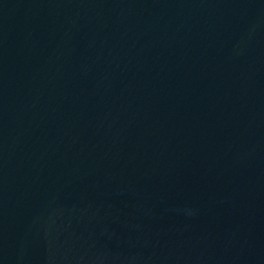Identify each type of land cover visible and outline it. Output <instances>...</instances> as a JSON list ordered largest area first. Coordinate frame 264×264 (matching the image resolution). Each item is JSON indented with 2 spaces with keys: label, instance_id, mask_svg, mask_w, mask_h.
Returning a JSON list of instances; mask_svg holds the SVG:
<instances>
[{
  "label": "water",
  "instance_id": "obj_1",
  "mask_svg": "<svg viewBox=\"0 0 264 264\" xmlns=\"http://www.w3.org/2000/svg\"><path fill=\"white\" fill-rule=\"evenodd\" d=\"M0 264H264V0H0Z\"/></svg>",
  "mask_w": 264,
  "mask_h": 264
}]
</instances>
